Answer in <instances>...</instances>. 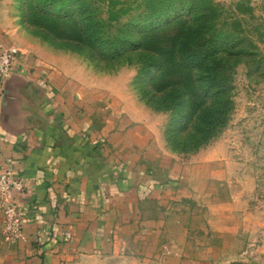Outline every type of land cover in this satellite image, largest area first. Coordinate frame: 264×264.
Wrapping results in <instances>:
<instances>
[{"label": "crops", "instance_id": "1", "mask_svg": "<svg viewBox=\"0 0 264 264\" xmlns=\"http://www.w3.org/2000/svg\"><path fill=\"white\" fill-rule=\"evenodd\" d=\"M4 8L0 41L15 46L22 35ZM24 47L0 89V154L23 180L13 198L24 235L3 262L205 264L189 237L204 217L183 202L202 195L199 177L132 138L141 127L127 115L84 111L86 86L50 59L25 60Z\"/></svg>", "mask_w": 264, "mask_h": 264}, {"label": "rangeland", "instance_id": "2", "mask_svg": "<svg viewBox=\"0 0 264 264\" xmlns=\"http://www.w3.org/2000/svg\"><path fill=\"white\" fill-rule=\"evenodd\" d=\"M0 1L5 7L4 15L12 14L9 22L18 26L22 35L15 47L30 49L22 50L25 60L44 57L62 67L86 86L82 91L84 111L98 114L99 121L127 115L132 124L141 127L132 129V138L145 141L151 152H160L166 166L173 160L190 167V172L199 177L194 188L199 186L202 195L196 193L195 198L183 200L190 207L181 208L186 211L195 207L202 212L199 216L204 217V222L192 227L189 237L194 245L202 247L205 264L208 260L212 264H264V0H211L224 11L212 22L215 31L243 37L244 43L216 49L213 45L201 46L200 52L204 57L208 52L210 61L205 66L192 63L187 67L178 63L179 45L170 44L172 36L183 32L179 21L154 32L152 38L139 32L146 0H82L86 14L101 23V39L107 46L120 50L122 33L131 41L140 39L138 48L131 46L128 51L125 45L122 56L114 58L100 48L76 49L50 42L42 30H50L51 23L37 12L43 0ZM68 5L74 19L59 25L57 35L75 32L78 0H69ZM13 17L17 19L12 21ZM215 35L218 34H212L211 42ZM149 52L162 57L160 70L142 67ZM191 80H219L232 108L214 140L193 154H179L168 144L167 130L174 114L156 110L158 98L154 96L172 83L192 93ZM210 97L204 103L186 96L179 110L185 109L187 100L202 105L203 118H207L217 112L218 101L224 95ZM106 114L109 115L104 118ZM10 251L0 220V264H5L3 260Z\"/></svg>", "mask_w": 264, "mask_h": 264}, {"label": "trees", "instance_id": "3", "mask_svg": "<svg viewBox=\"0 0 264 264\" xmlns=\"http://www.w3.org/2000/svg\"><path fill=\"white\" fill-rule=\"evenodd\" d=\"M68 1L43 0L37 7L39 15L51 23L50 30H42L50 42H60L69 48L76 49L83 46L88 49L100 48L111 58L121 57L125 52V45H127L128 51L131 50V46L138 48L140 45V39L131 41L127 38L126 33H122L118 40L120 50L107 46L108 44L101 39L103 34L101 23L86 14V5L82 0H78V18L74 20L75 32L70 36L62 32L57 35L59 25L64 24L65 20L72 19L73 21L74 19V12L70 10ZM144 9L145 16L139 32L143 33L146 38H152L154 32L179 21L183 32L181 35L172 36L170 44L173 47L179 45L177 60L179 64L186 67L192 63L205 66L210 61L208 52L206 57L200 52L201 46L213 45L215 49L227 45L233 47L243 44L245 40L243 37H236L231 33L215 31L212 22L217 21L224 11L220 5L214 4L211 0H146ZM214 33L218 35H215L211 42ZM192 48L195 51H191ZM197 52H199L198 55H195ZM148 54L147 60L142 62V67L145 66L148 71L150 68L154 71L160 70L163 67L162 57L153 52ZM190 87L193 88L192 93L184 90L181 84L172 83L164 91H161L159 96H154V98H158L156 99V110H170L174 114L168 125V144L173 152L179 154H193L214 140L220 129L226 125L232 108L231 99L225 96L228 92L222 87L219 80H191ZM223 95L224 98L218 101L217 112L207 118H203L201 110L204 108L202 105L198 106L187 100L184 101L185 109L182 112L179 110V104L184 97L186 99V96L190 97L193 102L201 99L206 103L205 100L210 96L221 97ZM180 96L184 97L179 98ZM202 119H204L203 124H198ZM229 264L245 263L233 262Z\"/></svg>", "mask_w": 264, "mask_h": 264}, {"label": "built area", "instance_id": "4", "mask_svg": "<svg viewBox=\"0 0 264 264\" xmlns=\"http://www.w3.org/2000/svg\"><path fill=\"white\" fill-rule=\"evenodd\" d=\"M20 50L15 46H6L0 41V89L10 77L13 65L20 57ZM2 160V161H1ZM0 217L3 239L12 244L24 239L21 227L20 210L13 198L14 192L22 191L23 180L14 176L11 162L0 154ZM64 240L72 238L70 231L62 234Z\"/></svg>", "mask_w": 264, "mask_h": 264}]
</instances>
